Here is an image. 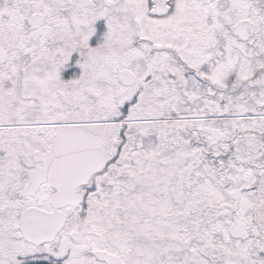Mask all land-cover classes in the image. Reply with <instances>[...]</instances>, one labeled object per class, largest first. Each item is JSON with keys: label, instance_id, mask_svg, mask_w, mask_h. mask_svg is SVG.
<instances>
[{"label": "snow or ice", "instance_id": "snow-or-ice-1", "mask_svg": "<svg viewBox=\"0 0 264 264\" xmlns=\"http://www.w3.org/2000/svg\"><path fill=\"white\" fill-rule=\"evenodd\" d=\"M0 264H264V0H0Z\"/></svg>", "mask_w": 264, "mask_h": 264}]
</instances>
